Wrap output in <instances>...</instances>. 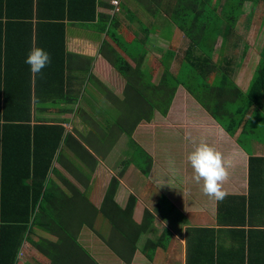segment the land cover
Segmentation results:
<instances>
[{
  "label": "crops",
  "instance_id": "crops-1",
  "mask_svg": "<svg viewBox=\"0 0 264 264\" xmlns=\"http://www.w3.org/2000/svg\"><path fill=\"white\" fill-rule=\"evenodd\" d=\"M97 1V13L112 14L111 0ZM129 7L124 10L125 17L131 12ZM125 17L118 21V26L123 25ZM127 27L131 37L126 34V41L131 43L133 37L145 40L143 50L147 47V55L140 60L137 53L143 51L142 46L135 44L134 56H127L117 49L105 26L96 19L65 23L67 53L61 76L41 72L33 77L30 69L20 72L15 69L12 57H4L6 63L1 71L7 81L6 89L12 80H28L29 119L26 122L30 126L41 123L63 126L47 171V197L42 204L54 219L69 225L70 234H74L78 244L97 264H186L187 256L189 261L193 260L192 264H264V135H255L257 118L253 115L260 108L255 109L254 104L249 106L243 124L245 130L240 131L238 126L230 134L178 84L165 113L152 109L150 118L143 119L140 98L151 90L146 85L144 88V83L161 86L167 72H176L178 59H171L166 67L162 60L167 46L161 47L162 39L158 35L143 38L130 20ZM10 34L5 41L14 47L15 40L12 41ZM174 36L173 29L170 40ZM104 42L116 47L133 67L134 76L129 85L99 53ZM261 46L262 43L256 58L251 60L247 52L250 45L245 43L247 56L243 64V56L238 61L230 56L227 73L241 91L247 87ZM50 95L60 97L47 99ZM6 132L7 169L14 171L19 163L13 145H17L15 138L22 129L9 127ZM188 134L197 142L205 139L232 160L230 177L224 185L228 194L224 199L233 208L235 197L232 196L244 197V212L230 217L231 227H242L244 232L218 230L228 225L217 219L219 201L205 196L192 179V168L186 159L193 149L186 138ZM146 155L148 167L144 175L149 179L148 189L140 177L141 162ZM112 180H115L113 189L110 188ZM108 196L121 209L131 205L128 217L134 223L140 222L138 233L128 230L127 238L131 241L134 238L128 263L116 253L128 255L131 243H121L120 249L113 246L116 236L120 235L111 228ZM162 205L169 210L177 209L184 218L176 220L178 217L173 218L168 211L163 213ZM42 214L41 220L49 222L48 214ZM185 218L189 221H184ZM79 221L82 225L78 227ZM62 237L60 230L53 232L32 226L22 241L15 264H77V250L72 247L68 254L67 247L58 246L44 252L33 245L34 241L42 246L47 240L56 242ZM164 256L173 260L164 262Z\"/></svg>",
  "mask_w": 264,
  "mask_h": 264
},
{
  "label": "trees",
  "instance_id": "trees-1",
  "mask_svg": "<svg viewBox=\"0 0 264 264\" xmlns=\"http://www.w3.org/2000/svg\"><path fill=\"white\" fill-rule=\"evenodd\" d=\"M136 1L153 17L155 16L154 8H160L170 23L174 25L175 31H179L188 40L182 54L177 57L176 49L172 45L174 40H170V37L171 44L165 48L162 62L167 67L168 61L179 58L178 66L174 74L167 72L161 86H155L150 82L144 83V88L146 85L151 90L142 94L140 98L143 119L150 118L152 109L164 114L178 84L184 86L230 134H233L238 126H240V131L245 130L243 124L249 106L254 104L255 109L260 108L261 110L253 111L254 118H260V115L264 117V41L259 51L258 61L247 87L243 91L228 76L230 55L222 57L223 44L234 32V19L243 0H172L171 3H169L170 0ZM246 1L250 5L249 15L260 5L263 6L264 14V0ZM97 4V0H0V264H15L22 241L32 226L53 232L60 230L63 233V237L56 242L47 240L42 246L39 241H34L33 245L39 250L48 252L49 249H57L60 246L63 249L67 247L69 254L70 247H72L73 250H77V264H97L78 244L74 234H70L69 225L54 219L48 214L46 205L42 204L44 198L47 197V171L51 166L63 126L60 123H41L30 126L26 122L29 119L28 80H12L10 87L6 89L7 81L4 80L1 71L6 63V61L4 62L5 56L13 58L16 70L28 71L30 66L25 63V59L31 47L35 45L43 48L51 57V63L42 72L49 75L59 73L61 76L64 67V54L67 53L64 50L65 23H84L94 19L105 26V32L110 36L117 49L129 57H133L135 45L133 44L134 47L125 44L122 46L115 32L118 24L116 16L97 13L95 8ZM141 29L145 32L149 30L143 26ZM7 32L11 33L12 41L15 40L14 47L11 45L12 43L5 41ZM217 36H220L222 46L218 48L215 58L212 59L211 55ZM138 41L139 39H133L131 43L137 42V47L142 46L141 43L145 44L144 39H140L141 43ZM116 47L109 46L107 42H104L99 48V53L125 78L126 85H129L134 76L133 67H130ZM104 48L105 50H103ZM144 53L142 51L137 54L139 60L144 57ZM54 97L60 96L50 95L47 99ZM9 127L22 129L21 134L15 138L17 145H13L19 163L14 171L7 169L6 164V131ZM40 129L42 130L41 141L38 138ZM147 167L148 159L147 165L141 168L143 173L146 172ZM18 182L21 183L19 187H17ZM114 182L115 180H112L110 183L111 189H113ZM80 196L84 200L82 194ZM232 197H235L233 198L235 200L233 208L226 199L218 202L217 219L220 223L228 225L219 227L218 230L244 232L242 227H231L233 220L230 218L235 213L242 214L244 212V197L241 195ZM108 202L110 203L108 216L111 220L112 231L125 238L124 226L126 228L128 222L123 215H130L131 205L121 209L111 200L110 196H108ZM12 203L15 205L12 206ZM80 210L83 211L82 208ZM42 212H45V215L48 214L49 222L41 220ZM130 221L131 218H129ZM123 222L125 225L122 224ZM80 225H82L81 221L78 222V227ZM53 226H56L57 229L55 230ZM139 230L135 231L138 233ZM246 230L248 231V228ZM131 231L134 232V228H131ZM136 232L135 234H137ZM133 241L134 238L132 241L125 239V242L131 243L128 255L116 253L125 263L130 261L134 249ZM192 263H194L193 260L189 261V256H187L186 264Z\"/></svg>",
  "mask_w": 264,
  "mask_h": 264
},
{
  "label": "rangeland",
  "instance_id": "rangeland-1",
  "mask_svg": "<svg viewBox=\"0 0 264 264\" xmlns=\"http://www.w3.org/2000/svg\"><path fill=\"white\" fill-rule=\"evenodd\" d=\"M172 0H170L169 3H171ZM121 2V3H120ZM117 7L116 10L114 11V14L116 16V18L118 19V21L120 19H124L125 15H124V10H126L127 6H130L129 8L131 9V12L128 13V15L125 17V20H122L123 25L122 26H118V24L120 22H118L115 32L117 33L118 38L120 39V43L122 44V46L128 45V46H133L137 43L133 42L130 43L129 41H126L125 39V35H129L131 34V32L129 31L128 27H127V22L130 20L132 21L133 24H135V26L138 28V32L140 35H142L144 37L148 36V37H155L156 35H158L162 40H166V39H170L171 35H172V31L173 29L175 30L174 25H172L170 23V21L168 20L167 16L162 12V10L160 8H154L153 13H154V17L150 16V14L145 10V8L143 9L136 0H121ZM154 7V5H153ZM249 2L246 0H243L241 5H240V9L239 12L236 16V18L234 19V25H233V30L234 32L232 33V35H230L229 39L227 40V42L225 44H223V55H230L232 57V59H234L233 61H238L239 56H243L242 58V64L243 62H245V56H247V52L248 55H251V60H254L256 57L255 55L258 53V48L259 45L262 43L263 45V41H264V14H263V6H257L251 15L248 14L249 11ZM160 9V10H157ZM152 10V9H151ZM263 14V16H262ZM262 16V17H261ZM145 27L148 30V32L142 31V29L140 27ZM127 30V32H126ZM146 33V34H145ZM133 39H135L133 37ZM133 39L131 41H133ZM160 41L162 43V48H164L165 46H167L168 44H171L170 41ZM174 42L172 43V45L174 46V49L177 57H179L182 54V50L185 48V46L187 45V38H185L179 31H175V36L173 38ZM139 43H141L140 41H138ZM220 36H217V39L214 43L213 47V51H212V59L215 58L216 54H217V50L218 48H221L222 44H220ZM245 43L247 45H250V48H247V52L246 51V47H244ZM134 44V45H133ZM142 44V50H143V43ZM171 46V45H170ZM171 46V47H173ZM144 53V57L145 55H147V47L143 50ZM138 54V53H137ZM255 57V58H254ZM253 58V59H252ZM179 59V58H177ZM177 62V61H176ZM177 64V63H176ZM175 64V65H176ZM174 65V66H175ZM144 68H146V65H144ZM145 72V70H144ZM246 73V71H245ZM144 78H145V73L143 74ZM138 90V88H137ZM261 117V116H259ZM256 127L254 129L255 135H264V117L261 118H257L256 119ZM142 166L141 168H144L147 165V159H143L141 162ZM147 172V171H146ZM145 172L140 174V177L142 179V183L145 186V189L147 188V184H148V177H145ZM149 186V184H148ZM150 188V187H149ZM148 189V188H147ZM165 205H162V212H169L170 215L175 217L176 220H181L184 218V216H181V212L178 211L177 209H170L169 207L164 208ZM162 213V214H163ZM167 214V213H166ZM124 219H126L127 223V227L125 228V222H123L122 224H124V230L125 232L128 234V236H126L125 238L122 237V235H120V237L116 236V240L113 241L114 242V247L116 249H120L121 247V243L122 244H126V241L129 239L127 237H129V231H131V228H134V230L139 229L140 226V222L138 223H134L132 221L129 222V217L126 215H123ZM184 221H189L188 218H185ZM129 230V231H128ZM164 262H170L173 260V258H168V256H164Z\"/></svg>",
  "mask_w": 264,
  "mask_h": 264
},
{
  "label": "clouds",
  "instance_id": "clouds-1",
  "mask_svg": "<svg viewBox=\"0 0 264 264\" xmlns=\"http://www.w3.org/2000/svg\"><path fill=\"white\" fill-rule=\"evenodd\" d=\"M25 63L30 66V72L35 77L51 63L50 54L43 48L33 45ZM186 138L193 144V149L187 154V162L192 168V179L200 186L201 192L209 199L221 201L227 196L224 185L230 177L233 162L205 139L198 142L188 134Z\"/></svg>",
  "mask_w": 264,
  "mask_h": 264
},
{
  "label": "built area",
  "instance_id": "built-area-1",
  "mask_svg": "<svg viewBox=\"0 0 264 264\" xmlns=\"http://www.w3.org/2000/svg\"><path fill=\"white\" fill-rule=\"evenodd\" d=\"M119 0H111L110 3L113 6V10L112 13H114V11L116 10V7L118 5Z\"/></svg>",
  "mask_w": 264,
  "mask_h": 264
}]
</instances>
